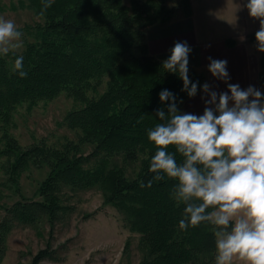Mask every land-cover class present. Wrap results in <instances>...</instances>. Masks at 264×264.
<instances>
[{"label": "trees", "instance_id": "trees-1", "mask_svg": "<svg viewBox=\"0 0 264 264\" xmlns=\"http://www.w3.org/2000/svg\"><path fill=\"white\" fill-rule=\"evenodd\" d=\"M17 5L30 8L40 21L25 27L31 40H25L21 51L0 55V170L6 176L1 184L20 195L3 206L0 262L7 234L15 225H33L45 218L53 227L70 210L63 203L64 187H97L104 202L139 233L138 264H215L211 226L179 228L184 205L171 198L173 182L139 186L152 177L149 164L156 150L147 130L161 122L156 112L163 109L167 114L170 103H162L159 93L172 92L179 111L181 101L189 97L179 76L164 71L163 60L150 52L144 30L168 22L179 9L188 14L189 0H54L43 16L39 15L42 0H18ZM249 40L256 42L255 33ZM225 41L228 46L235 44L233 38ZM20 55L28 73L23 79L13 72ZM188 67L198 91L205 76ZM258 82L264 93V52L259 57ZM62 91L81 103L64 117L66 126L79 130L78 139L66 138L59 146L44 141L20 145L8 131L16 106L26 102L31 107ZM85 145L90 147L87 152ZM116 156L138 162L132 177L115 161ZM29 165L48 168L35 191L38 198L20 192L18 178ZM53 258L54 249L47 241L28 264Z\"/></svg>", "mask_w": 264, "mask_h": 264}, {"label": "clouds", "instance_id": "clouds-1", "mask_svg": "<svg viewBox=\"0 0 264 264\" xmlns=\"http://www.w3.org/2000/svg\"><path fill=\"white\" fill-rule=\"evenodd\" d=\"M54 0H42L43 16ZM249 16L260 21L255 33L257 50L264 52V0H247ZM23 33L13 20L0 16V55L7 56L22 47ZM187 42H175L170 56L162 61L164 71L177 74L189 97L197 94L198 82L189 78ZM208 71L227 82V61L208 58ZM24 57L14 60L13 72L26 78ZM228 92L202 90V115L181 113L176 97L165 89L160 101H170L167 114L156 112L159 123L147 130L154 146L150 159L153 182L172 181L171 198L183 204L179 228L187 230L201 224L211 226L215 237V264H264V93L249 86L228 84ZM230 93V95H229ZM203 98V97H202ZM182 102V101H181ZM143 116L140 117V121ZM179 157V159H178Z\"/></svg>", "mask_w": 264, "mask_h": 264}, {"label": "rangeland", "instance_id": "rangeland-1", "mask_svg": "<svg viewBox=\"0 0 264 264\" xmlns=\"http://www.w3.org/2000/svg\"><path fill=\"white\" fill-rule=\"evenodd\" d=\"M128 3V0H124ZM18 0H0V16L13 20L23 33L21 38L31 40L25 27L34 25L40 18L28 7H10ZM203 74V73H202ZM204 76L205 73L203 74ZM103 87L99 88L101 92ZM92 93V92H91ZM90 93V94H91ZM81 105L64 91L52 99L41 100L29 107L24 102L16 106L12 113L8 131L20 145L28 146L44 141L59 146L66 138L77 140L78 129L64 123L66 113ZM2 131H0V137ZM2 140L0 141L1 146ZM90 150L84 146V152ZM115 161L124 167L127 176L132 177L138 169V162H125L121 157ZM45 165H29L19 175L20 192L28 198H38L35 194L39 183L46 177ZM5 174L0 170V217L3 206L20 198L19 193L6 188L1 182ZM63 203L70 210L51 227L44 218L33 225H15L7 234L6 249L0 264H28L35 252L47 241L54 249L53 259H44L43 264H138L142 251L138 246L139 233L132 231L123 220V215L110 203L103 200L97 187L87 189H63Z\"/></svg>", "mask_w": 264, "mask_h": 264}, {"label": "crops", "instance_id": "crops-1", "mask_svg": "<svg viewBox=\"0 0 264 264\" xmlns=\"http://www.w3.org/2000/svg\"><path fill=\"white\" fill-rule=\"evenodd\" d=\"M246 3L247 0H189L188 14L179 9L168 22L145 28L148 48L157 58L165 60L175 42H187L192 49L189 65L205 73L203 85L208 83L211 91L228 92L229 83L239 84L241 89L254 86L261 90L258 82L261 52L257 50V42L249 40L259 30L260 21L249 16ZM227 38H233L235 44L228 46ZM209 57L227 61L230 77L227 82L208 71ZM209 98L201 88L194 97L181 102L180 112L202 115Z\"/></svg>", "mask_w": 264, "mask_h": 264}]
</instances>
